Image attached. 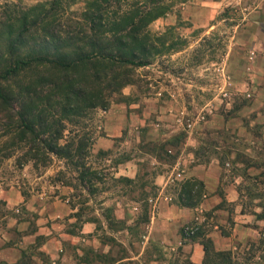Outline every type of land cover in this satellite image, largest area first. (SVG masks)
<instances>
[{"label": "rangeland", "instance_id": "obj_1", "mask_svg": "<svg viewBox=\"0 0 264 264\" xmlns=\"http://www.w3.org/2000/svg\"><path fill=\"white\" fill-rule=\"evenodd\" d=\"M40 1L44 0H0V5L30 6ZM85 1L74 0L72 8L81 11ZM191 1L169 0L174 5L173 16ZM227 8L213 31L194 29L181 17L173 25L167 16L150 26L153 33L175 26V36L185 39L186 46L138 71L140 84L124 90L135 103L119 101L108 111L95 112L87 121V130L94 138L88 163L102 172L101 179L85 185L77 173L69 171L60 180L58 173L66 167L58 159L46 169L33 164L19 167L15 157L0 162V190L12 189L24 197V203L15 210L0 203V246L22 251L17 262L0 260V264H83L86 255L92 264H175L180 246L171 248L152 241L151 225L161 201L168 198L172 203L165 193L167 185L185 179L183 171L197 165L220 168L223 188L235 190L236 204L240 212L252 217L254 222L249 224L258 228V246L264 248V103L252 105L259 98L256 88L262 84L250 79L253 72L248 63L240 78L246 88H235L227 63L234 49V32L251 10L247 0H236ZM245 56L254 57L252 53ZM180 134V145L166 148L176 157L174 166L149 153L145 146L173 140ZM101 138L104 144L112 142V147L100 146ZM100 151L109 153L102 155ZM159 172L164 182L158 180ZM169 176L172 178L166 183ZM121 177L133 182H119ZM147 182L151 184L143 188ZM151 186H156L157 194L149 201L151 221L137 226L144 204L138 198L142 192H150ZM218 193L224 196L222 187ZM12 221L17 225L9 227ZM20 224L24 231L19 230ZM208 224L212 232L213 216ZM69 230L83 237L70 235ZM88 231L91 233H85ZM6 235H10L9 241ZM26 237L29 242L21 249L20 242ZM257 257L263 260L262 255ZM237 258L239 264H247L250 252L238 251Z\"/></svg>", "mask_w": 264, "mask_h": 264}, {"label": "trees", "instance_id": "obj_2", "mask_svg": "<svg viewBox=\"0 0 264 264\" xmlns=\"http://www.w3.org/2000/svg\"><path fill=\"white\" fill-rule=\"evenodd\" d=\"M73 2L0 5V162L15 157L19 167L33 164L46 169L58 159L66 167L58 173L60 180L70 171L85 184L102 174L88 163L94 145L87 130L91 115L108 111L119 101L135 103L124 90L140 84L138 71L181 51L186 41L175 36V26L162 33L150 30L154 22L173 13L169 0H86L81 11L72 8ZM181 141L180 134L145 146L174 166L176 157L166 148L178 147ZM119 182L133 180L121 177ZM155 188L138 198L144 204L137 226L151 221L149 201L157 197ZM165 193L172 204L192 210L208 197L205 183L197 178L174 180ZM192 226L193 234L186 230ZM210 230L198 221L187 224L181 230L182 244H201L202 264H239L235 252L216 249ZM68 234L83 237L74 230ZM178 253L175 264L181 257L182 264H196L182 247ZM81 262L92 264L88 255Z\"/></svg>", "mask_w": 264, "mask_h": 264}, {"label": "crops", "instance_id": "obj_3", "mask_svg": "<svg viewBox=\"0 0 264 264\" xmlns=\"http://www.w3.org/2000/svg\"><path fill=\"white\" fill-rule=\"evenodd\" d=\"M235 1L236 0H192L188 4L183 5L179 15H168V23L173 25L172 23L176 22V20L181 17L184 21L190 22L194 29L207 32L213 31L218 26L220 15H222L225 9ZM247 4L251 11L246 21H244L242 25H238L234 32V39L232 41L234 49H230L231 51L227 63L229 64V72L233 73L231 79L233 86L235 88L242 87V89L246 88L244 80H240V78H243V74H245L242 68L249 63L250 69L253 72L251 76L248 74L250 79L253 81L255 79L256 83L260 81V84H262V88H256L259 98L254 100L252 105L261 106L264 103V0H247ZM221 19H224V17ZM245 50L250 51L246 53ZM250 53H252L254 57L245 56H250ZM250 60L252 61L251 63ZM239 66L240 70L236 69V67L239 68ZM102 140L103 138L98 141L100 146L106 149L112 147V142L104 144ZM220 173V168L213 165H197L183 171L185 178H197L205 183L208 197L203 201L201 206L195 210L180 208L169 202L168 198L162 200L158 214L156 218H154V221H152L150 233L151 240L171 248L180 246L183 252L190 257L192 262L202 264L205 258L203 246L199 243L182 244L181 230L185 225L194 221H198L200 224L205 222V224L209 225V218L213 216L215 219V225L213 226L214 230H212L208 236L213 240L217 250H231L237 254L238 251L241 252L246 249L250 252L251 256V260H249L247 264H264V248L258 246L261 244L259 230L254 225L249 224L253 221L251 216L240 212V208L236 204L237 194L235 190L231 187L223 188L224 183L221 181ZM179 175V178H182L183 175ZM171 178L172 177L169 176L166 183H168ZM158 180L161 183L164 182L165 179L159 176ZM220 187H222L224 196L218 193ZM0 200L4 201L6 208L9 210H15L24 203L22 194L12 189L0 190ZM228 207L234 208V210L228 209ZM16 223L17 222L12 221L8 226L14 227L17 225ZM24 229H26L25 226L20 224L19 230L24 231ZM85 233L91 232L88 231ZM63 237L66 239V236ZM6 239L9 241L11 239L10 235H6ZM28 242L29 237H26L25 242H20V244H22L20 248L24 249L25 244ZM44 249L48 250L50 257H55L47 246H44ZM257 253L262 255L263 260L258 259L261 257H257ZM21 257L22 251L12 247L3 248L0 246L1 261L15 263ZM121 262L122 261L119 263Z\"/></svg>", "mask_w": 264, "mask_h": 264}, {"label": "built area", "instance_id": "obj_4", "mask_svg": "<svg viewBox=\"0 0 264 264\" xmlns=\"http://www.w3.org/2000/svg\"><path fill=\"white\" fill-rule=\"evenodd\" d=\"M187 231H190L191 234H193L196 230V228L194 226L190 227V228H186Z\"/></svg>", "mask_w": 264, "mask_h": 264}]
</instances>
